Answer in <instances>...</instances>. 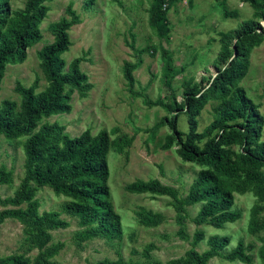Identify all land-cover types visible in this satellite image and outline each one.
<instances>
[{"label": "rangeland", "instance_id": "1", "mask_svg": "<svg viewBox=\"0 0 264 264\" xmlns=\"http://www.w3.org/2000/svg\"><path fill=\"white\" fill-rule=\"evenodd\" d=\"M69 1L79 22L69 27L70 45L60 57L68 63L82 56L78 66L91 87L84 96L72 92L68 113L52 115L42 121L63 126L62 133L70 137L86 128L92 135L105 130L109 140L116 144L106 153V184L109 202L120 218L121 235L110 240L101 237L77 240L75 232L81 227L74 216L62 210L68 198L55 195L48 187H38L34 193L37 212L58 211L59 218L67 222L65 228L46 231L49 241L45 246L61 244L51 260L57 264H97L117 258L124 264L164 263L182 257L190 247L193 231L199 229L203 238L195 245L196 251L206 249L205 240L216 235L228 239L222 253H227L240 241L250 257L248 263H242L214 256L206 264H262L258 249L264 245V227L253 232L248 229L253 204H263L256 217L264 219V202L258 201L253 190L233 193L231 208L239 213L238 218L214 228L206 223L195 226L192 222L200 203L186 204L183 211L177 212L166 195L135 194L124 189L125 184L134 180L155 179L173 188L177 196L185 197L198 167L180 160L174 144L169 148L162 146L169 133L162 119L169 113L161 106H148L145 102L166 103L171 95L178 102L183 80L191 79L206 86V79L214 75L213 62L219 50L220 34L250 19L251 7L244 0H176L166 7L167 32L157 36L155 29L147 25L149 0H91L90 4L86 0H51L46 3L48 10L39 23L41 39L26 49L22 62L5 65L0 102L4 99L18 102L13 90L17 81L28 86L37 77V91L46 85L36 52L43 44L51 42L48 27L64 15ZM24 2L9 0L10 11L22 8ZM258 24L264 28V21ZM161 47L166 50L173 71L170 91L162 84L160 76L164 62ZM123 61L137 62L131 72L132 89L137 95L128 91L122 76ZM238 85L264 117V43L251 48L246 73ZM213 104L207 101L196 116L197 131L211 120ZM176 127L183 133L187 131L186 115H178ZM23 140L24 137L6 140L0 136V164L11 172V181L0 184V198L11 195L22 177ZM260 171L264 187V167ZM138 208L159 213L161 220L155 226L140 224L136 216ZM36 252L37 247L29 240L25 225L11 218L0 223V259L22 254L31 260Z\"/></svg>", "mask_w": 264, "mask_h": 264}, {"label": "trees", "instance_id": "2", "mask_svg": "<svg viewBox=\"0 0 264 264\" xmlns=\"http://www.w3.org/2000/svg\"><path fill=\"white\" fill-rule=\"evenodd\" d=\"M9 0H0V82L5 65L22 62L26 49L41 39L39 23L48 10L51 0H25L23 7L10 11ZM176 0H149L146 8L147 25L155 29L157 36L167 32L166 7ZM222 1V0H219ZM252 9V16L242 21L234 30L220 34L219 50L213 62L214 75L200 86L191 79L181 82L180 100L171 95L166 103L159 100L145 102L146 105L163 107L169 116L162 121L169 129L163 147L175 145L180 160L198 167L184 198L176 195L170 186L155 179L134 180L124 185L129 193L166 195L172 200L175 211L181 212L186 204L200 203L192 222L195 226L206 223L219 228L233 222L239 213L233 210V193L253 190L258 201L264 202V117L238 85L246 73L248 55L252 47L264 43V0H244ZM91 0H86L90 4ZM164 6V7H163ZM79 17L69 1L64 15L49 25L52 40L43 44L36 52L38 68L46 85L38 88V78L24 86L15 82L13 90L18 102L4 99L0 102V136L6 140L24 137L22 142L23 174L11 195L0 198V223L15 219L27 227L29 240L37 247L31 260L22 254L0 259V264H57L51 260L60 243L49 241L48 229L65 228L67 222L59 218V212L50 210L37 212L38 202L34 198L38 187H48L55 195L68 198L62 210L74 216L81 229L75 238L84 241L93 237L107 240L121 235L120 218L109 202L106 184L108 168L106 153L116 146L109 140L105 130L91 134L84 129L77 136L62 133L63 126L42 121L52 115L70 111V96L75 91L84 96L90 89L86 75L80 71L81 57L65 63L60 57L70 41L68 29L77 24ZM164 62L161 67L162 84L170 91L172 67L167 52L160 49ZM136 63L123 61L122 76L128 91L137 95L132 86V71ZM211 105V120L196 130V116L207 103ZM179 114L186 115L187 131L176 127ZM11 172L0 164V184L11 181ZM262 205L253 204L249 210L248 229L257 231L264 227V219L258 220L257 212ZM138 222L144 226H155L161 215L138 208ZM203 238L202 231L195 229L189 241L190 247L182 257L164 263L148 261L143 264H206L214 256L226 260L248 263L250 257L238 241L227 253L221 250L228 242L225 236H210L205 240L207 248L198 252L195 245ZM258 257L264 264V245L258 249ZM97 264H124L120 258L101 260Z\"/></svg>", "mask_w": 264, "mask_h": 264}]
</instances>
